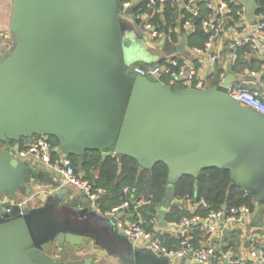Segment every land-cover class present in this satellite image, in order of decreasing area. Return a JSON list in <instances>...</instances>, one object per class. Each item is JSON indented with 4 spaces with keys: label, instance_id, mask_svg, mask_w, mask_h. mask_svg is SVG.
<instances>
[{
    "label": "water",
    "instance_id": "95a60500",
    "mask_svg": "<svg viewBox=\"0 0 264 264\" xmlns=\"http://www.w3.org/2000/svg\"><path fill=\"white\" fill-rule=\"evenodd\" d=\"M237 1L255 24V0ZM134 8L125 19L115 0H12V45H0V141L42 135L58 141L53 151L60 158L72 153L81 161L86 150L98 149L101 161L112 154L145 169L164 163L166 194L156 216L163 226L182 176L227 170L254 196V222L261 224L264 115L229 96L231 72L219 85L178 90L131 75L125 49L155 47L133 19ZM180 38L182 46L186 35ZM165 40L164 55L177 51ZM54 172L0 147V194L8 200L0 201V264H90L74 259L81 245L93 239L113 249L127 239ZM123 247L124 264H170L129 241Z\"/></svg>",
    "mask_w": 264,
    "mask_h": 264
},
{
    "label": "built area",
    "instance_id": "2783aa9c",
    "mask_svg": "<svg viewBox=\"0 0 264 264\" xmlns=\"http://www.w3.org/2000/svg\"><path fill=\"white\" fill-rule=\"evenodd\" d=\"M178 0H133L130 2L122 3L120 9L117 11L120 16H127V10L129 7L138 3H143L148 10L146 14L134 15L133 19H140V28L148 37L152 39H164L168 37L166 30L160 31L155 26L151 19L156 15H159L163 20L164 10L167 5L172 4ZM199 0H188L185 3V9L191 14L190 17L185 18L183 28L185 30H194L193 18L199 15L198 6L195 5ZM206 7L212 11L202 21V29L208 34V39L204 45V48H194L197 52L209 50L215 41V39L224 32V21L227 23V29L230 32L226 34L224 40V46L228 52L227 66L221 75V84L223 78L229 73L230 67H232L239 58V50L241 47L248 46L250 54L253 57L261 60V69L264 70V14H260L255 18V24L245 25L242 22L241 9H233L229 0H210L205 1ZM234 24H229V20L234 19ZM151 17V19H141ZM185 16L180 15L179 19H183ZM153 29V30H152ZM175 31H178L175 29ZM226 31V29H225ZM181 39V38H180ZM219 56L214 53L209 59L210 68L213 69ZM163 64L160 61L156 64H148L142 66L140 64L127 65V71L133 76L153 77L161 81V77L168 82L165 83L168 86L179 85L182 88H204L203 80L198 78V68L193 62H185L179 56H172L163 59ZM232 73V72H231ZM234 74V73H233ZM247 83L250 81L247 78L254 79L259 76L260 72L251 69H244ZM235 75V74H234ZM236 77V75H235ZM240 81V83H239ZM245 83V82H244ZM243 81L239 78H235L227 87L229 96L241 105L253 109L256 112H260L264 115V98L256 91L251 90L248 86H245ZM3 148L14 149L15 155L18 157L28 159L33 158L36 162L41 163L52 171L59 172L63 183L73 189L81 192L87 197L94 210L98 213H102L109 218L114 219L116 228L134 245V247H141L143 249L148 248L158 257H164L169 260L170 264L176 260L182 259L188 255L191 256L194 264H204L209 259H214L224 262V264H264V249L258 248L252 250L249 260H242L235 257L230 250L222 252H216L210 246H198L193 247L194 232L198 230L204 231L206 234L213 235L221 231L218 223L220 220L225 219L226 223L232 226H241L251 215L252 211L248 205L241 204L237 206H231L225 210H207L206 214L201 215L195 212L196 207L208 208V204L203 200H199L197 205L193 203L187 207L191 211V216L182 217L178 222H167V226L171 229H175L178 234V243L174 246H168L163 243L155 228L148 230L145 228V222L141 215V209L150 205L151 199L136 197L135 190L129 187L123 188V193L126 198L121 199V202L113 206L111 209L103 211L100 209L98 200L106 194V190L101 187H96L91 181L82 177V175L75 171L68 156H60L56 159H52L53 148L49 138L47 136L36 135L33 136L32 141L27 143L26 148L21 149L18 143L14 145H2ZM3 203H8V200L2 197L0 199ZM9 212V210H7Z\"/></svg>",
    "mask_w": 264,
    "mask_h": 264
},
{
    "label": "trees",
    "instance_id": "16d2710c",
    "mask_svg": "<svg viewBox=\"0 0 264 264\" xmlns=\"http://www.w3.org/2000/svg\"><path fill=\"white\" fill-rule=\"evenodd\" d=\"M133 0H115L116 10L118 11L124 2H130ZM188 0H184L187 2ZM257 8L254 10V15L258 16L264 14V0H255ZM229 4L233 9L243 10V5L236 0H229ZM199 15L193 18L194 30L189 33H185L182 28L180 31L177 29V24L180 27L184 23L185 18L191 16L185 9L179 8L175 4L167 5L164 10L163 20L159 15H156L151 19V22L158 27V30H167L169 46L176 45L179 40L180 33L187 35V45L189 47L204 48V45L208 39L202 29V21L209 16L212 11L206 7V2L203 0L198 1ZM147 9L143 3H138L134 8V15L146 14ZM184 15L183 19H179L180 15ZM178 18V23H177ZM229 20V24H234L236 20ZM164 60L161 59L160 63L163 64ZM262 61L250 54L248 46L241 47L239 50V58L236 63L230 67L229 71L234 73L237 78L243 81L245 86H248L251 90H256L261 94L262 89L259 83L264 82V70L261 69ZM142 66L147 63H136ZM251 69L260 72V82L255 81L247 83L244 69ZM223 68L220 64H217L206 76L208 81V87L216 86L221 79ZM163 83L168 82L161 77ZM240 83V81H239ZM171 89L178 90L182 87L179 85H171ZM55 147L58 141L55 138L48 137ZM19 144L21 149L26 148L27 139L21 138L18 141L6 140L0 141L1 145H14ZM1 147V146H0ZM70 162L76 172H84L83 178L91 181L96 187H101L106 190V194L102 195L99 200V206L102 211L111 209L113 206L118 205L121 199L127 196L123 193L124 187H129L135 190L136 197L150 198V205H146L142 208L143 215L146 220L158 215L161 204L165 198L168 168L164 163H157L152 168H142L133 158L123 157L121 161L112 154H108L103 161L101 151L98 149L86 150L82 156L81 161L79 158L69 153L67 154ZM59 155L56 152H52V159L58 158ZM174 197L178 201L176 204L171 205L169 210L165 214V222H178L182 217L191 216V211L187 207V202L197 205L198 201L203 199L208 208L203 209L201 206L196 207L195 212L201 215L206 214L207 210H225L231 206H237L241 204L248 205L251 211L257 209V203L253 195L244 191L233 183L230 177V173L227 170L209 168L204 169L198 178L190 175L182 176L175 184ZM262 220L264 222V211L262 213ZM148 230H152L151 226H146ZM200 230L194 232L193 247H198V240L200 239ZM163 243L166 245H175L178 243L174 237L163 235L160 236Z\"/></svg>",
    "mask_w": 264,
    "mask_h": 264
},
{
    "label": "crops",
    "instance_id": "0c3cea01",
    "mask_svg": "<svg viewBox=\"0 0 264 264\" xmlns=\"http://www.w3.org/2000/svg\"><path fill=\"white\" fill-rule=\"evenodd\" d=\"M204 1V0H203ZM237 1V0H236ZM238 2V1H237ZM184 0H178L173 4L177 5L179 8L183 9L185 7ZM198 2L195 4L197 5ZM11 8H12V0H0V45H12L13 41V35L9 31V21H10V14H11ZM243 13H242V22L245 25H248L249 28L251 27L250 19L245 13L244 7H243ZM257 18V16H255ZM151 19V17L143 18L141 19L142 22L144 20ZM178 18H177V23H178ZM224 26V32L218 36L215 41L213 42L211 48L206 51L202 52H197L194 50L196 47H189L187 45V33L190 32V30H185L182 27H180L179 23L177 24V30L180 31V28L183 29V31L186 33H182L186 35V41L185 44L180 46L181 41L176 43V45L172 46H178L179 48L177 51L170 53L169 55H164L161 59L172 57V56H179L183 61L185 62H193L196 64V67L198 68V78L200 80H203L204 82V88L208 87V81L206 79L207 74L212 70L209 65V59L212 54L216 53L219 56V59L216 63L220 64L223 69H226V64H227V55L228 52L224 46V40L226 38V34L230 32V29L226 27V22L224 21L223 23ZM226 29V31H225ZM179 40L180 36H179ZM151 43H153L155 46H159L158 43L155 41L149 40ZM171 46V45H170ZM161 47V46H160ZM159 47V48H160ZM162 48V47H161ZM160 59V60H161ZM144 63V62H143ZM260 76V75H259ZM259 76L250 80L251 82L258 81L260 82ZM260 88L262 89L261 95L264 98V82L259 83ZM57 146V145H56ZM55 146V147H56ZM54 149V148H53ZM58 154V153H57ZM61 156V154H58ZM67 156V153H65ZM47 168V167H46ZM49 172V171H48ZM54 171L50 170V174H53ZM55 173V172H54ZM81 174V170L79 171ZM70 189H73L70 187ZM74 191V198H82L84 195L79 192L76 189H73ZM188 205H191V202L188 201ZM103 212V211H102ZM255 211H252L251 215L247 218V220L242 224L241 226H232L226 223L225 219H222L219 221L218 226L221 231L217 233H213V235L206 234L204 231H200V239L197 241L198 246H210L216 252H222L225 250H230L231 253L235 256L238 257L242 260H249L250 254L252 250L258 249V248H263L264 249V222L261 218V224L254 222V217H255ZM96 214L100 215L104 219H108L109 217L105 216L102 213H98L95 211ZM141 215L143 218V221L145 222L146 226H151L152 228L160 233L161 236L163 235H168L171 237H174L175 239L178 240V234L175 232V229H171L170 227L167 226V222H165V226L160 225L157 223V219L155 217L150 218L149 220L145 219V216L143 215L142 209H141ZM114 227L116 228L115 224ZM117 231H119L116 228ZM127 239H124L123 241H118L117 246L112 247L113 249L106 248L100 246V244H96L93 239L89 240L84 245H81V247L78 249L79 255L78 257H75L74 259H84V260H90V264H124V262L121 259V256L124 253V245L126 244ZM129 243L133 245L130 241ZM134 246V245H133ZM168 246H174L172 243L171 245L168 244ZM141 248V247H137ZM143 249V248H141ZM55 252H53V255ZM73 259V260H74ZM224 264V262H220L218 260L214 259H209L206 263L204 264ZM171 264H194L192 261V258L190 255L176 260Z\"/></svg>",
    "mask_w": 264,
    "mask_h": 264
},
{
    "label": "rangeland",
    "instance_id": "374dc122",
    "mask_svg": "<svg viewBox=\"0 0 264 264\" xmlns=\"http://www.w3.org/2000/svg\"><path fill=\"white\" fill-rule=\"evenodd\" d=\"M121 17L127 19L126 16H121ZM130 23H131V20H130ZM153 41L158 43L159 46L150 48V47H147V45L144 43L143 44L139 43L134 46L133 50L125 49L126 64L129 66V65H134L136 63H141V62L148 63V64L158 63L160 59L164 56V48L167 47V44H166V40L164 39H154ZM169 188H171V186H169ZM0 199H2L1 194H0Z\"/></svg>",
    "mask_w": 264,
    "mask_h": 264
},
{
    "label": "flooded vegetation",
    "instance_id": "af4514ba",
    "mask_svg": "<svg viewBox=\"0 0 264 264\" xmlns=\"http://www.w3.org/2000/svg\"><path fill=\"white\" fill-rule=\"evenodd\" d=\"M0 146L2 147V145L0 144Z\"/></svg>",
    "mask_w": 264,
    "mask_h": 264
}]
</instances>
